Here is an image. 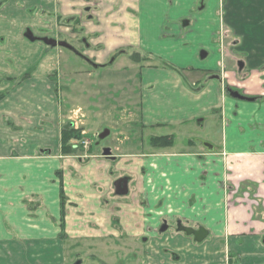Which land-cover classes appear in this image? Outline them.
I'll use <instances>...</instances> for the list:
<instances>
[{
  "label": "crops",
  "instance_id": "1",
  "mask_svg": "<svg viewBox=\"0 0 264 264\" xmlns=\"http://www.w3.org/2000/svg\"><path fill=\"white\" fill-rule=\"evenodd\" d=\"M27 30L79 34L102 68L127 51L171 60L181 75L142 71L141 128L167 130L151 139L172 136L174 148L175 133L219 121L222 141L64 156L74 124L51 81L60 52L26 41ZM0 96V264H72L81 243L92 258L113 243L114 264H138L139 245L144 264H228L231 253L264 264V0H0ZM182 228L208 235L198 243Z\"/></svg>",
  "mask_w": 264,
  "mask_h": 264
},
{
  "label": "rangeland",
  "instance_id": "2",
  "mask_svg": "<svg viewBox=\"0 0 264 264\" xmlns=\"http://www.w3.org/2000/svg\"><path fill=\"white\" fill-rule=\"evenodd\" d=\"M223 30L222 27V32ZM80 37L82 36L79 34L75 40L72 37H61L59 42H68V44L74 45L77 51H81L84 47L79 42ZM55 51L60 52V66L59 73H56L51 81L58 89L59 109L64 123L71 122L74 126L82 127L85 138L92 142L94 150L118 149V152L126 155L153 152L150 145L151 137L161 136L160 132H167V130L149 129L143 131L141 128L139 110L142 71L146 69L149 71L159 70L181 75L182 67L176 66L169 59L153 56V62H150V65L144 64L143 68H140L132 63L128 56L120 55L116 60H113L114 57L111 58L106 67L93 69L82 58L70 51L62 49ZM198 63H205V61L197 59L195 63L192 60L188 65L190 67L188 70L198 68ZM36 66L37 63L20 81L33 79ZM97 134L105 135V137L96 139ZM174 137L176 146L171 147L168 152H182L183 148H191L190 140L197 144L198 148L206 147L212 143L219 145L223 137L222 126L219 121L209 122L203 128L199 124H193L185 130L175 133ZM89 151L90 149H88ZM84 153L79 152V155ZM178 180L174 179V181ZM110 244V249L109 247L105 248L106 245H102L100 247L102 253L96 252L92 258L84 255L90 251L91 246L88 249L84 244L86 250L81 243L74 250L71 257L72 264H114L117 259H109L108 251H115V245ZM128 246L131 245L128 244ZM141 246L139 245L138 254L134 253L133 255L136 257L135 254H137L138 264H144ZM135 262L136 260L129 257L127 264ZM227 263L240 264V260L235 253H231ZM118 264H125V259H119Z\"/></svg>",
  "mask_w": 264,
  "mask_h": 264
},
{
  "label": "trees",
  "instance_id": "3",
  "mask_svg": "<svg viewBox=\"0 0 264 264\" xmlns=\"http://www.w3.org/2000/svg\"><path fill=\"white\" fill-rule=\"evenodd\" d=\"M76 31V29H74ZM65 50V49H62ZM119 53V55H123ZM125 54L128 55L129 60L138 65L140 68H143L144 64L150 65V62H153V58L150 55L144 54L138 51H127ZM84 60V59H83ZM3 96H0V101ZM83 139L82 130L75 129L73 126L66 125L62 130L61 136V150L64 156H76L81 152L82 148L80 147V142ZM150 145L153 148H171L174 145V138L172 136L152 138ZM62 206H65V197L62 194ZM64 225V224H63ZM64 228V227H63Z\"/></svg>",
  "mask_w": 264,
  "mask_h": 264
},
{
  "label": "water",
  "instance_id": "4",
  "mask_svg": "<svg viewBox=\"0 0 264 264\" xmlns=\"http://www.w3.org/2000/svg\"><path fill=\"white\" fill-rule=\"evenodd\" d=\"M25 38L32 43L37 42V41L43 42L46 46L52 47V48H58L59 47V48L68 49L70 51L74 50L72 46H70L68 43H65V42L61 43V42H57L56 40H53V39L35 38L34 35L31 33V31H27V33L25 34ZM94 67H97V66H94ZM228 93L230 94V96L232 98L237 99V100L246 101V102H253L254 101V99L245 98V97L241 96L239 93L233 92L232 90H230ZM115 187H116L117 195L122 196V195H125L127 193L126 192V186L121 184L120 182L116 183ZM164 230L165 229H163V231ZM182 231L185 232L189 236H193L195 238L196 242H198V243L203 242L208 235L204 229H201L200 231L195 232L191 229L182 228Z\"/></svg>",
  "mask_w": 264,
  "mask_h": 264
},
{
  "label": "flooded vegetation",
  "instance_id": "5",
  "mask_svg": "<svg viewBox=\"0 0 264 264\" xmlns=\"http://www.w3.org/2000/svg\"><path fill=\"white\" fill-rule=\"evenodd\" d=\"M27 31H31V30H27ZM27 31L25 32V34L27 33ZM31 33L34 35V33L31 31ZM25 34H24V38H25ZM34 37L35 38H38V39H53V38H48V37H46V38H42V37H36V35H34ZM25 40L26 41H28V42H30L29 40H27L26 38H25ZM53 40H56V39H53ZM57 42H59V41H61L60 39H58V40H56ZM79 42H81L82 43V45H83V47H84V49L83 50H81V51H77L76 50V48L74 47V45H72V44H69L70 46H72L73 47V49L74 50H72V51H70V52H72V53H74V54H78V57H80V58H82V59H84V61L86 62V63H88L91 67H93V69H99V68H102L101 66H99L98 64H96V62L94 61V60H92V59H90L89 57H87L86 56V51H85V47H86V45H87V42H86V40L83 38V37H80V39H79ZM30 43H32V42H30ZM34 43H40V44H42V45H44L45 47H47V49H50V50H57V49H59V48H52V47H48V46H46L43 42H40V41H37V42H34ZM34 43H32V44H34ZM65 43H68V42H65ZM123 55H125V56H128L127 54H123ZM118 56H120L119 54H118ZM117 56V57H118ZM117 57H115L113 60H116V58ZM94 66H97V67H94ZM222 76H223V78H226V74H225V71L223 70V72H222ZM215 79H218L219 80V78H217V77H215ZM228 91L227 92H229L230 90H232L233 91V89H231V88H229V89H227ZM234 92V91H233ZM237 93H239V92H237ZM240 94V93H239ZM228 95H230L229 93H228ZM241 96H243L242 94H241ZM231 97V96H230ZM244 97V96H243ZM246 98V97H245ZM74 127V126H73ZM105 137V135H101V134H97V139H102V138H104ZM150 141H151V139H150ZM152 147V146H151ZM93 147H92V145H91V147L89 148V149H92ZM152 149H156V148H153L152 147ZM157 149H160V148H157ZM102 153H103V155H105L106 157H112L113 156V152H112V150L111 149H103V151H102ZM115 192H116V190H115ZM116 195H117V193H115ZM117 196H119V195H117ZM121 197V196H120Z\"/></svg>",
  "mask_w": 264,
  "mask_h": 264
},
{
  "label": "built area",
  "instance_id": "6",
  "mask_svg": "<svg viewBox=\"0 0 264 264\" xmlns=\"http://www.w3.org/2000/svg\"><path fill=\"white\" fill-rule=\"evenodd\" d=\"M84 145H85V147H87L88 146V142H85Z\"/></svg>",
  "mask_w": 264,
  "mask_h": 264
}]
</instances>
